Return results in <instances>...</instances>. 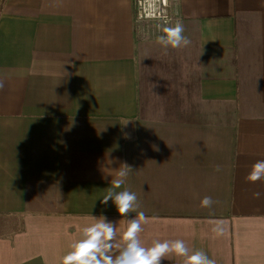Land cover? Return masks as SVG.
<instances>
[{
    "label": "crops",
    "instance_id": "1",
    "mask_svg": "<svg viewBox=\"0 0 264 264\" xmlns=\"http://www.w3.org/2000/svg\"><path fill=\"white\" fill-rule=\"evenodd\" d=\"M178 11L191 43L164 49L134 0H0V264H62L102 212L125 230L100 203L125 162L146 246L264 264V0Z\"/></svg>",
    "mask_w": 264,
    "mask_h": 264
},
{
    "label": "clouds",
    "instance_id": "2",
    "mask_svg": "<svg viewBox=\"0 0 264 264\" xmlns=\"http://www.w3.org/2000/svg\"><path fill=\"white\" fill-rule=\"evenodd\" d=\"M185 28L181 21L174 26H165L158 36V43L164 48L179 49L190 45V39L184 34ZM4 81L0 80V90ZM131 120L124 123L127 125ZM217 165L216 171H220ZM133 167L122 163L116 177L111 179V187L100 199L107 208L111 201L120 217L127 218V227L122 232L118 229L119 221L110 220L103 212L94 216L95 222L82 228L80 238L72 242L70 250L63 256L62 264H163L171 257L182 258V264H216L203 250H191L184 240H156L146 246L141 240L143 225L147 222L143 211H138L140 205L135 192L128 189L119 190L125 184ZM246 182H264V159L257 160L245 177ZM260 192H254L253 197L259 199ZM217 201L211 196H205L200 202L201 207L210 208ZM135 214L134 216L131 214ZM214 228L217 235H223L222 225Z\"/></svg>",
    "mask_w": 264,
    "mask_h": 264
},
{
    "label": "rangeland",
    "instance_id": "3",
    "mask_svg": "<svg viewBox=\"0 0 264 264\" xmlns=\"http://www.w3.org/2000/svg\"><path fill=\"white\" fill-rule=\"evenodd\" d=\"M135 30L138 36H159L165 26L179 20L178 0H134ZM142 14L143 17L139 15Z\"/></svg>",
    "mask_w": 264,
    "mask_h": 264
},
{
    "label": "built area",
    "instance_id": "4",
    "mask_svg": "<svg viewBox=\"0 0 264 264\" xmlns=\"http://www.w3.org/2000/svg\"><path fill=\"white\" fill-rule=\"evenodd\" d=\"M162 3H163V4H166V0H162ZM139 16H140V17H143L142 14H140Z\"/></svg>",
    "mask_w": 264,
    "mask_h": 264
}]
</instances>
